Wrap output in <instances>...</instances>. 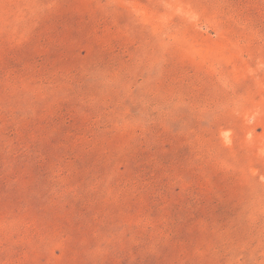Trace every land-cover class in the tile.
I'll return each instance as SVG.
<instances>
[{
  "label": "rangeland",
  "instance_id": "374dc122",
  "mask_svg": "<svg viewBox=\"0 0 264 264\" xmlns=\"http://www.w3.org/2000/svg\"><path fill=\"white\" fill-rule=\"evenodd\" d=\"M0 264H264V0H0Z\"/></svg>",
  "mask_w": 264,
  "mask_h": 264
}]
</instances>
